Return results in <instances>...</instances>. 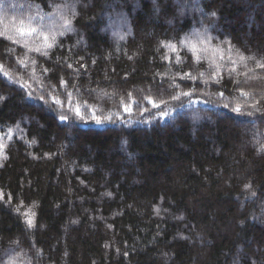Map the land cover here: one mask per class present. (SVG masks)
Here are the masks:
<instances>
[{
	"label": "trees",
	"instance_id": "obj_1",
	"mask_svg": "<svg viewBox=\"0 0 264 264\" xmlns=\"http://www.w3.org/2000/svg\"><path fill=\"white\" fill-rule=\"evenodd\" d=\"M257 62L264 0H0V264H264Z\"/></svg>",
	"mask_w": 264,
	"mask_h": 264
},
{
	"label": "snow or ice",
	"instance_id": "obj_2",
	"mask_svg": "<svg viewBox=\"0 0 264 264\" xmlns=\"http://www.w3.org/2000/svg\"><path fill=\"white\" fill-rule=\"evenodd\" d=\"M67 22H68V21H66V23H67ZM21 31L23 32L24 29H21ZM31 31H35V29H31ZM45 40H47V37H45ZM48 46L51 47V45H48ZM193 48H195V45H193ZM37 50H39V49H37ZM45 55H47V53H45ZM241 59H243V57H241ZM249 59H252V58H249ZM257 65H258V67L264 68V64H262V63L257 62ZM188 75L190 76L191 74L189 73ZM186 95H191V93H190V92H189V93H186ZM220 95L222 96L223 93L221 92ZM173 98H177V97H173ZM3 99H4V97H0V100H3ZM155 106L158 107V105H155ZM126 110H127V109H126ZM237 111H239V110L237 109ZM261 150H264V145H262ZM244 187H245V189H249V188L251 187V185H250V184H246V185H244ZM107 195L111 196V193H107ZM250 195H251V196H255V195H256L255 191H252V192L250 193ZM0 198H2V193H0ZM29 211H31V210H29ZM158 212H159V210L157 209V213H158ZM34 215H35V213H32V216H33V217H34ZM32 223H33V219L30 218V219L28 220V224H29V226H31Z\"/></svg>",
	"mask_w": 264,
	"mask_h": 264
},
{
	"label": "rangeland",
	"instance_id": "obj_3",
	"mask_svg": "<svg viewBox=\"0 0 264 264\" xmlns=\"http://www.w3.org/2000/svg\"><path fill=\"white\" fill-rule=\"evenodd\" d=\"M18 5V6H17ZM11 8H17V9H19V8H22V5L20 4V3H18V4H11ZM115 25H117V26H115ZM121 26V23H119V22H117V24H113V28H115V27H117L118 29H119V27ZM109 28L110 29H113V28H111V24H110V26H109ZM66 31L65 32H63V34L64 33H67V32H71L73 29H72V26H70V27H67L66 29H65ZM73 32V31H72ZM190 116H194L195 114H189ZM246 124V123H245ZM248 124V123H247Z\"/></svg>",
	"mask_w": 264,
	"mask_h": 264
},
{
	"label": "clouds",
	"instance_id": "obj_4",
	"mask_svg": "<svg viewBox=\"0 0 264 264\" xmlns=\"http://www.w3.org/2000/svg\"><path fill=\"white\" fill-rule=\"evenodd\" d=\"M213 15H215V14L213 13Z\"/></svg>",
	"mask_w": 264,
	"mask_h": 264
}]
</instances>
